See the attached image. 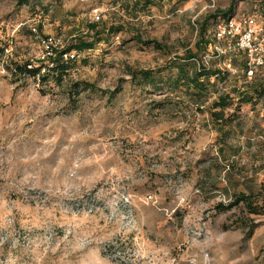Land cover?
<instances>
[{"label":"rangeland","instance_id":"374dc122","mask_svg":"<svg viewBox=\"0 0 264 264\" xmlns=\"http://www.w3.org/2000/svg\"><path fill=\"white\" fill-rule=\"evenodd\" d=\"M230 3L0 0V264H264V68L249 76L244 56L217 57V19L200 33ZM233 14L263 21L264 0H240ZM93 22L123 31L73 51L62 79L16 75ZM204 41L199 60L230 76L202 106L167 79L177 64L191 73L184 58ZM130 70L163 75L164 91ZM245 83L261 95L240 104ZM217 92L234 98L226 136L209 114ZM240 195L252 205L224 211Z\"/></svg>","mask_w":264,"mask_h":264},{"label":"trees","instance_id":"16d2710c","mask_svg":"<svg viewBox=\"0 0 264 264\" xmlns=\"http://www.w3.org/2000/svg\"><path fill=\"white\" fill-rule=\"evenodd\" d=\"M239 1L240 0H231L229 9L222 12L221 15H218L220 18L217 17V15L208 16L204 21L200 33L202 35H205L208 32L209 21L211 19H217L212 26V32L214 33V30L220 20L227 19L235 15L233 13ZM121 31H123L122 27L109 25L108 23H105V26H101V24H99L98 22H93L88 25V37L78 38L77 40H75L74 45H71L61 51H55V54L47 57V61L49 62L48 64L43 61L40 63L39 67L33 69L29 68L31 63L28 62L25 65L17 66V69H15V73L16 75L28 74L31 78H39L43 81H46L51 73H59L62 79L63 74H66V72L71 69L70 62L72 61L71 53L73 51L81 53L84 51L92 50L97 44L107 41V39L104 38L105 34L117 35L120 34ZM135 40L144 46H153L158 50H165V46L157 41H144L140 36H136ZM211 45L212 43L209 41L198 43L196 45L197 51L195 53L190 52L185 56L184 59L186 61L194 62L191 73H187L185 71L184 65L177 64L175 66L177 68V75L175 76V78L171 77L167 79L168 85L169 87H171V89H173L172 87L180 88L181 86H185L186 90L194 91V95L196 96L198 101L201 100L202 106H205V104L209 101V97L213 94L212 88L216 86L218 82L227 81L230 76V73L228 72H222L217 69L205 67L203 65V62L199 60L200 54L206 51ZM234 60L235 63L239 61L238 57H235ZM239 66L242 67V69L245 71V74H247V63L245 59L239 64ZM42 71H44L43 74ZM130 75L133 77V83H137L136 85L138 86L148 85L149 87L154 89L155 93H161L165 89L166 83L164 82L163 75H156L151 71L138 70H130ZM212 81L214 82L212 83ZM260 87V84L245 83L243 88L235 91V98L240 104H249L255 99L254 93L261 95V93L259 92L261 91ZM217 93L218 97L211 103L209 114L214 126H218L219 133H223V135L226 136L229 133L228 130H226V127L229 126V120L225 119V111L230 107V105L234 101V98H231L230 93ZM201 112H204V110H201ZM223 147L224 146L220 148L221 155L224 154ZM241 203H245L247 206L252 205L245 195H240L239 197H237L235 202L226 207L224 211L234 206H238Z\"/></svg>","mask_w":264,"mask_h":264},{"label":"built area","instance_id":"2783aa9c","mask_svg":"<svg viewBox=\"0 0 264 264\" xmlns=\"http://www.w3.org/2000/svg\"><path fill=\"white\" fill-rule=\"evenodd\" d=\"M95 14H98V10ZM214 38V53L217 57L244 56L249 76L264 68V20L261 21L255 15L233 16L220 20L214 30ZM49 41L51 43L52 40ZM209 63L210 60L206 59L203 65L210 68Z\"/></svg>","mask_w":264,"mask_h":264}]
</instances>
